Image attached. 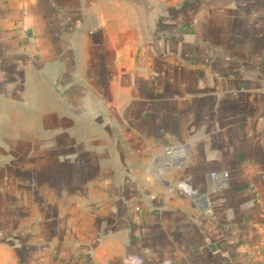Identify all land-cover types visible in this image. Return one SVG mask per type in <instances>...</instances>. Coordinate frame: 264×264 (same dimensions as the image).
Returning <instances> with one entry per match:
<instances>
[{"label":"crops","instance_id":"crops-1","mask_svg":"<svg viewBox=\"0 0 264 264\" xmlns=\"http://www.w3.org/2000/svg\"><path fill=\"white\" fill-rule=\"evenodd\" d=\"M0 264H264V0H0Z\"/></svg>","mask_w":264,"mask_h":264},{"label":"built area","instance_id":"built-area-1","mask_svg":"<svg viewBox=\"0 0 264 264\" xmlns=\"http://www.w3.org/2000/svg\"><path fill=\"white\" fill-rule=\"evenodd\" d=\"M211 176H215V173H211ZM223 177H226V173H223Z\"/></svg>","mask_w":264,"mask_h":264}]
</instances>
